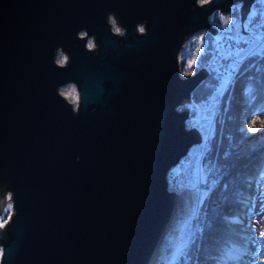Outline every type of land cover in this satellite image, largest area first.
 <instances>
[{
  "label": "water",
  "instance_id": "1",
  "mask_svg": "<svg viewBox=\"0 0 264 264\" xmlns=\"http://www.w3.org/2000/svg\"><path fill=\"white\" fill-rule=\"evenodd\" d=\"M237 1L241 23L253 0H0V264L148 262L166 173L201 140L178 106L207 71L180 76V47Z\"/></svg>",
  "mask_w": 264,
  "mask_h": 264
},
{
  "label": "trees",
  "instance_id": "2",
  "mask_svg": "<svg viewBox=\"0 0 264 264\" xmlns=\"http://www.w3.org/2000/svg\"><path fill=\"white\" fill-rule=\"evenodd\" d=\"M203 34L204 44L196 59L189 63L187 52H179V71L185 76L203 67L213 55L216 40L209 31ZM262 36L260 45L237 63L220 93L210 132L203 141L191 145L171 167L184 181L193 182L197 167L200 173L197 185L202 196L192 215L180 226L182 241L170 264H220L221 257L243 245L238 216L243 210L247 183L252 177H264L262 147H255L245 140L255 129L253 114L264 107ZM229 56L226 53L221 58L224 60ZM216 71V65L210 67L192 89L189 112L200 98L209 97L216 83ZM242 118L244 127H241Z\"/></svg>",
  "mask_w": 264,
  "mask_h": 264
},
{
  "label": "rangeland",
  "instance_id": "3",
  "mask_svg": "<svg viewBox=\"0 0 264 264\" xmlns=\"http://www.w3.org/2000/svg\"><path fill=\"white\" fill-rule=\"evenodd\" d=\"M201 3L200 0H197ZM242 2L237 1L230 5V10L227 13H221L216 10L208 17L210 25L216 30L213 34L214 40H216V48L212 51L210 60L206 62L203 67L208 72L209 68L216 65L217 70L215 74L217 76L216 83L213 84L212 92L209 97L200 98L195 104V107L188 113V117L184 122L185 128L195 127L203 141L206 135L210 132L213 113L217 104L220 93L227 84L234 68L237 63L249 52L254 50L259 40L264 35V0H254L248 10L245 12L244 18L240 23V6ZM108 21L112 30L116 29L118 23L116 20L109 16ZM241 26L245 33L241 32ZM141 26H138L140 29ZM209 31L205 29H199L187 36L181 47L180 51L185 50L187 52V61L190 63L200 52L204 44V32ZM210 32V31H209ZM81 35L84 31L79 32ZM236 40V42L234 41ZM235 42L233 45L230 41ZM91 45V46H89ZM92 36H88L86 40V46L92 47ZM231 52V55L222 60V56ZM179 55V53H178ZM66 60V53L60 48H57L54 61L58 64H63ZM180 76L185 77L182 73ZM59 93L64 96L74 108L77 106V90L75 84L71 81L61 84L58 87ZM179 108V107H178ZM252 119L254 121V131L252 134L245 137L253 146H261L264 151V107L260 111H256ZM244 119H241V127H244ZM200 173L198 168L194 169V182L184 181L180 178V174L174 173L172 168L168 169L166 173V187L170 192H175L180 189H185L194 196L195 208L200 202L202 191L197 185V179ZM243 210L239 213V220L241 222V231L244 242L242 247L237 251H232L221 257L220 264H259V258L264 257V238L261 237V233L264 232V177L257 178L252 177L248 181L244 203L242 205ZM193 209L192 213L194 212ZM11 210L10 202L6 201L5 205L0 212V226H3L7 215ZM6 211V212H4ZM191 213V215H192ZM190 215V216H191ZM182 238L180 233L177 240V247L174 251L170 264L176 250L179 248ZM243 241V240H242ZM1 251V246H0Z\"/></svg>",
  "mask_w": 264,
  "mask_h": 264
},
{
  "label": "bare ground",
  "instance_id": "4",
  "mask_svg": "<svg viewBox=\"0 0 264 264\" xmlns=\"http://www.w3.org/2000/svg\"><path fill=\"white\" fill-rule=\"evenodd\" d=\"M194 208V196L189 191L180 189L173 193L170 216L146 264H168L171 261L177 247L180 226L190 217Z\"/></svg>",
  "mask_w": 264,
  "mask_h": 264
},
{
  "label": "built area",
  "instance_id": "5",
  "mask_svg": "<svg viewBox=\"0 0 264 264\" xmlns=\"http://www.w3.org/2000/svg\"><path fill=\"white\" fill-rule=\"evenodd\" d=\"M253 1H254V0H253ZM253 1H252V2H253ZM117 29H119V26H116V29H115L114 31H116ZM229 41H230V40H229ZM234 41L236 42L235 39H234ZM235 42H233V40H232V42L230 41V44L233 45ZM92 46H93V45H92ZM228 54L231 55V52H228ZM191 104H192L191 99H189V102H187V103H185L184 100H183L182 103L180 104V106H178V107H179V109H180V108H187V109H189V107L191 106ZM10 195H11V193H10L9 190H5V191L3 192L4 199H5L7 202L9 201V202H10V205H11V210H10L9 214L7 215V218H6L5 222L9 219L11 212H13V208H12V199H11ZM6 201L4 202L3 206L5 205ZM2 208H3V207H2ZM5 222H4V224H5ZM4 224H3V225H4Z\"/></svg>",
  "mask_w": 264,
  "mask_h": 264
},
{
  "label": "clouds",
  "instance_id": "6",
  "mask_svg": "<svg viewBox=\"0 0 264 264\" xmlns=\"http://www.w3.org/2000/svg\"><path fill=\"white\" fill-rule=\"evenodd\" d=\"M200 2H201V3H207L208 0H200ZM139 31H140L141 33H143V32H144V28H143V27H140ZM89 46H91V45H89ZM78 159H79V158L77 157V160H78ZM259 264H264V257H260V258H259Z\"/></svg>",
  "mask_w": 264,
  "mask_h": 264
},
{
  "label": "snow or ice",
  "instance_id": "7",
  "mask_svg": "<svg viewBox=\"0 0 264 264\" xmlns=\"http://www.w3.org/2000/svg\"><path fill=\"white\" fill-rule=\"evenodd\" d=\"M117 31H119V29H117ZM60 62L63 63V60H61ZM261 237L264 238V232L261 233Z\"/></svg>",
  "mask_w": 264,
  "mask_h": 264
}]
</instances>
